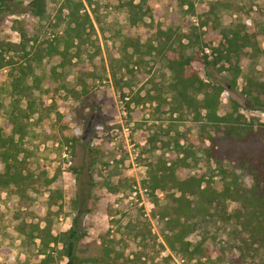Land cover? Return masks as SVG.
Wrapping results in <instances>:
<instances>
[{
  "label": "rangeland",
  "instance_id": "1",
  "mask_svg": "<svg viewBox=\"0 0 264 264\" xmlns=\"http://www.w3.org/2000/svg\"><path fill=\"white\" fill-rule=\"evenodd\" d=\"M65 1L46 0L41 17L12 14L21 9L16 6L0 12V131L13 134L19 157L38 179L24 194L0 188V264H27L36 257L39 240H28L18 225L25 220L42 226L44 218L60 230L82 225L79 258H99L107 248L110 256L118 253L120 264H264V252L248 248L238 223L227 216L237 203L209 205L186 195L191 210L180 216L183 212L173 209L179 191L152 189L156 165L182 157L186 136L194 143L199 133L196 113L175 109L163 56L124 47L128 13L117 0H72L84 27L81 37L72 34V42H66L74 22L68 23ZM186 1L214 6L218 28L244 23V31L258 33L263 51L254 55L246 48L238 62L231 58L204 67L198 58L206 27L203 18L190 16ZM256 5V0H163L131 32L151 31V40L156 28L169 25L188 32L182 46L201 78L221 81L222 102L231 96L247 120L264 124V111L249 109L243 92L253 81H264V12ZM53 47L62 50V58ZM86 115L88 123L72 143L70 135L82 128ZM196 159V166H175L176 175L207 171L205 154L196 151ZM184 225L189 249L199 246L186 256L178 243L173 250L165 239ZM55 264H64V257Z\"/></svg>",
  "mask_w": 264,
  "mask_h": 264
},
{
  "label": "trees",
  "instance_id": "2",
  "mask_svg": "<svg viewBox=\"0 0 264 264\" xmlns=\"http://www.w3.org/2000/svg\"><path fill=\"white\" fill-rule=\"evenodd\" d=\"M157 2L162 3L163 0H153L152 3L147 0H117L116 6L125 8L128 13L124 47L132 48L137 53L156 52L163 56L171 72L168 88L172 93L175 109H188L196 113L194 126L199 133L194 143L191 137L186 136L187 145L181 146L182 157H177L170 164L161 161L156 165V169L150 173L152 189L169 187L179 191L180 195L175 197L177 205L173 209L183 212L180 216L191 210L188 195H197L202 200L201 203L209 205L220 200L237 203L238 208L227 216L238 223L244 233L242 239L248 248L264 252V124L247 120L240 113V104L231 96L227 97L226 102H222L220 94L226 87L221 81L201 78L192 66L193 57L186 55L185 47L182 46V38L190 39L188 32L177 33L169 25L166 30L156 28L152 40L147 38L151 31H144V35L131 32L139 26L145 15L155 9L153 5ZM45 3L46 0H30L23 5L16 0H0V12L16 6L21 9L10 11L12 14L25 12L41 17L45 13ZM186 4L190 8V16L203 18L201 26L206 27L203 31L206 39L202 41L201 56L198 58L204 67L215 68L221 62L231 63V58L238 62L246 48H250L254 55L263 51L257 40L258 33L253 30L244 31V23H237L227 29L218 28L214 6H195L191 1H186ZM256 4L264 12V0H256ZM74 5L72 0H66L62 6L68 10V23L74 22V25L69 26L66 42H72L73 35L81 37L84 27L83 21H79L77 17ZM145 5L146 8L143 7ZM206 49H210V54L204 52ZM53 51L62 58V50L53 47ZM236 78L228 83L229 90L235 88ZM243 92L249 95V99H246L249 109L264 111V97L261 98L259 94H264V81H253ZM220 111L222 112L219 113ZM88 120L89 115H86L82 128L73 130L70 135L72 143L79 140ZM94 134L92 131L90 138ZM196 151L205 154L204 163L208 165V170L199 169L179 178L175 166L189 168L192 164L198 165ZM213 162L216 170L210 168ZM25 164V160L19 157L13 134L3 135L0 131V188H10L21 194L29 188L33 189L38 179ZM48 196L51 200V190ZM87 211L88 205L85 206V212ZM43 221L42 226L39 221L25 220L18 225L19 232L28 240H39L36 257L27 264H55L57 258L62 257L64 264H86V261L93 264H120L118 253L110 256L107 248L99 258L84 259L77 256V244L85 236L82 225L72 223L67 230H60L52 225L50 219L44 218ZM187 230L188 227L184 225L165 238L173 250L176 249L175 243L179 244L182 256L199 251V246L189 249V241L184 240Z\"/></svg>",
  "mask_w": 264,
  "mask_h": 264
}]
</instances>
